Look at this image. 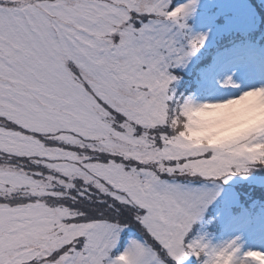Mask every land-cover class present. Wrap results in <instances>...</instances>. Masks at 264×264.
I'll return each instance as SVG.
<instances>
[{
  "label": "snow or ice",
  "instance_id": "snow-or-ice-1",
  "mask_svg": "<svg viewBox=\"0 0 264 264\" xmlns=\"http://www.w3.org/2000/svg\"><path fill=\"white\" fill-rule=\"evenodd\" d=\"M261 95L264 0H0V264H264Z\"/></svg>",
  "mask_w": 264,
  "mask_h": 264
},
{
  "label": "rangeland",
  "instance_id": "rangeland-1",
  "mask_svg": "<svg viewBox=\"0 0 264 264\" xmlns=\"http://www.w3.org/2000/svg\"><path fill=\"white\" fill-rule=\"evenodd\" d=\"M263 119L264 95L252 96L238 105L203 109L188 125L185 138L193 144L229 141L243 135L253 124H264Z\"/></svg>",
  "mask_w": 264,
  "mask_h": 264
}]
</instances>
